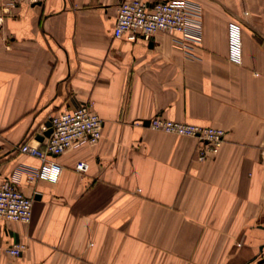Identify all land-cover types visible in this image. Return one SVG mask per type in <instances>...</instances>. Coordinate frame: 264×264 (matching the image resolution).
<instances>
[{
    "label": "crops",
    "instance_id": "crops-1",
    "mask_svg": "<svg viewBox=\"0 0 264 264\" xmlns=\"http://www.w3.org/2000/svg\"><path fill=\"white\" fill-rule=\"evenodd\" d=\"M121 1L0 0V181L33 198L29 222L0 219V264H264V0H191L193 55L167 31L115 38ZM82 103L100 139L55 157L57 182H28L41 162L17 147ZM154 116L224 142L199 159L197 139Z\"/></svg>",
    "mask_w": 264,
    "mask_h": 264
},
{
    "label": "built area",
    "instance_id": "built-area-1",
    "mask_svg": "<svg viewBox=\"0 0 264 264\" xmlns=\"http://www.w3.org/2000/svg\"><path fill=\"white\" fill-rule=\"evenodd\" d=\"M2 1L5 9H8L21 2L41 4L46 0ZM201 14L200 5L191 0H122L117 7L113 35L115 38L126 37L131 41L150 40L156 32L167 31L177 35V45L193 55V47L201 42ZM103 124V119L93 111L90 103L51 114L40 127L42 141L36 145L23 142L17 147L20 152L38 157L41 162L38 168L26 172V180L57 182L61 166L55 157L83 144H95L101 137ZM148 125L153 129L197 139L201 144L199 159L217 153L226 133L222 128L175 121L161 116L150 118ZM48 129L51 130L50 134L44 136ZM85 167V163L79 162L75 169L83 171ZM32 203L33 198L26 196L17 187L14 178L0 181V219L27 223L32 216ZM23 248L22 243H13L7 246L6 251L11 256H19Z\"/></svg>",
    "mask_w": 264,
    "mask_h": 264
},
{
    "label": "water",
    "instance_id": "water-1",
    "mask_svg": "<svg viewBox=\"0 0 264 264\" xmlns=\"http://www.w3.org/2000/svg\"><path fill=\"white\" fill-rule=\"evenodd\" d=\"M47 124H48V123H47ZM50 132H51V130L48 129L47 131L44 132V136H48V135L50 134ZM38 140L42 141V140H43V136L40 135V136L38 137Z\"/></svg>",
    "mask_w": 264,
    "mask_h": 264
}]
</instances>
